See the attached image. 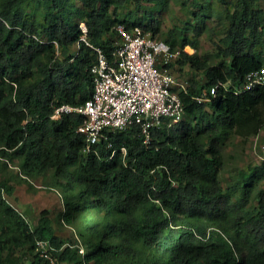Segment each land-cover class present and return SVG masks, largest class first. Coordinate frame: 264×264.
<instances>
[{
  "label": "trees",
  "instance_id": "trees-1",
  "mask_svg": "<svg viewBox=\"0 0 264 264\" xmlns=\"http://www.w3.org/2000/svg\"><path fill=\"white\" fill-rule=\"evenodd\" d=\"M139 1L0 0V161H19L22 178L60 189V220L76 228L72 237L57 235L48 210L31 224L8 199L15 187L0 180V264H264V188L257 187L264 166L239 172L226 187L221 181L225 144L264 129V87L236 92L264 68L263 0H212L222 27L214 64L198 53L214 14L207 0H192L193 40L186 32L158 37L154 8L167 0H148L147 8ZM119 24L182 50L167 67L190 72L187 92L179 91L185 113L155 128L149 144L134 126L87 153L83 117L52 116L91 99L96 54L88 44L111 57ZM188 46L196 52H184ZM219 83L209 102L196 100ZM38 241L50 244L48 258Z\"/></svg>",
  "mask_w": 264,
  "mask_h": 264
},
{
  "label": "built area",
  "instance_id": "built-area-1",
  "mask_svg": "<svg viewBox=\"0 0 264 264\" xmlns=\"http://www.w3.org/2000/svg\"><path fill=\"white\" fill-rule=\"evenodd\" d=\"M80 29L81 41L86 42L87 27L82 23ZM116 32L119 42L111 57L103 49L88 44L96 54L90 69L93 78L91 99L80 107L64 105L52 116L53 120H59L65 113H77L83 117L78 132L86 139L87 153L102 141L107 142L110 134L134 126L139 128L144 143L149 144L155 128L165 123L168 127L176 125L185 113L179 91L186 93L188 83L179 82L167 67L180 59L182 50L173 49L139 26L127 28L119 24ZM187 48L189 46L183 51L189 53ZM221 86L223 84L219 83L196 100L209 102ZM257 86L264 87V68L249 74L236 92L249 91ZM49 246L48 242H37V251L42 257L48 258ZM78 251L85 255L83 247Z\"/></svg>",
  "mask_w": 264,
  "mask_h": 264
},
{
  "label": "rangeland",
  "instance_id": "rangeland-1",
  "mask_svg": "<svg viewBox=\"0 0 264 264\" xmlns=\"http://www.w3.org/2000/svg\"><path fill=\"white\" fill-rule=\"evenodd\" d=\"M192 3V0H167V5L155 7L154 17L160 23L157 36L165 39L170 32L179 34V36L186 32L187 37L193 40L195 37L193 12L198 10ZM135 4L136 6L142 5L145 8L151 6V2L148 0H141ZM203 5L213 8L212 13L214 14L212 15L213 19L207 22L205 33L199 38L198 53L201 56H208L211 63L214 64L217 62L215 57L217 44L222 37V27L216 16L221 8H219L216 1L212 0H207ZM135 8V5H132L130 10L133 11ZM177 48L179 49V47ZM188 52L193 54L196 49L190 47ZM171 70L179 82H185L190 77V72L187 69L180 71L177 64H173ZM223 151L224 168L221 173V181L223 186L226 187L232 183L239 172H250L255 168L264 166V129L257 136L248 139L233 137L225 144ZM3 163V161H0V180H8L9 184L16 189L14 195L8 198L10 203L19 212H24L33 225L36 224L39 213L42 210H48L50 216L56 222V234L64 238L72 237L76 232V228L63 224L60 220L62 211L65 208L62 191L46 186L44 180L41 179L28 178L29 180H27V178H22L19 171V161L9 162L7 167ZM257 187L264 188V172L260 175ZM58 222H61V224ZM78 243H81L78 244L79 247H83L80 239Z\"/></svg>",
  "mask_w": 264,
  "mask_h": 264
},
{
  "label": "crops",
  "instance_id": "crops-1",
  "mask_svg": "<svg viewBox=\"0 0 264 264\" xmlns=\"http://www.w3.org/2000/svg\"><path fill=\"white\" fill-rule=\"evenodd\" d=\"M190 48V47H189ZM188 49V48H187Z\"/></svg>",
  "mask_w": 264,
  "mask_h": 264
}]
</instances>
